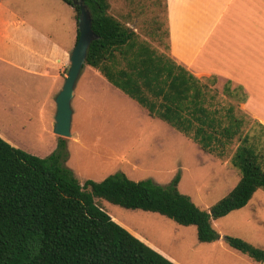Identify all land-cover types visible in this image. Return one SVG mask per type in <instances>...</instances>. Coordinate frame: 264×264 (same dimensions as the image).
Wrapping results in <instances>:
<instances>
[{
	"label": "trees",
	"instance_id": "1",
	"mask_svg": "<svg viewBox=\"0 0 264 264\" xmlns=\"http://www.w3.org/2000/svg\"><path fill=\"white\" fill-rule=\"evenodd\" d=\"M61 1L74 9L77 22L79 5ZM82 1L97 36L83 67L97 71L203 152L222 159L237 143L229 161L240 179L224 197L202 209L179 191L180 172L165 185L132 180L123 172L80 183L64 165L62 137L45 157L0 137V264H175L114 221L95 199L194 225L199 242H214L220 234L212 221L243 208L256 190H264V157L250 134L251 120L259 123L240 108L247 98L241 86L231 87L227 80L219 94L217 77H196L140 41L132 28L108 12V0ZM225 242L264 264L263 248L234 236H226Z\"/></svg>",
	"mask_w": 264,
	"mask_h": 264
},
{
	"label": "rangeland",
	"instance_id": "2",
	"mask_svg": "<svg viewBox=\"0 0 264 264\" xmlns=\"http://www.w3.org/2000/svg\"><path fill=\"white\" fill-rule=\"evenodd\" d=\"M4 3L41 26L49 27V31L60 39L68 33L70 22L72 24L67 10L70 6H63L61 0H4ZM108 3V12L132 28L140 41L169 55L164 0H108ZM58 7H63L64 11ZM71 11L74 14L73 9ZM68 67L69 62L61 72L62 85ZM20 81L21 77L16 73L0 75V82L8 88L16 89ZM225 82V79L217 78L214 87L219 94ZM81 87L79 78L71 102L73 138H63L67 153L64 165L80 182L87 179L99 182L113 173L123 172L132 180L150 179L165 185L180 172L179 191L200 208L208 209L240 179V172L229 161L237 143L231 145L225 158L219 159L200 150L174 128L150 131L151 127L139 122L140 116L132 109L135 102L130 97L125 96L132 101L130 107L106 94L103 101L98 97L93 102H86L80 99ZM19 96L0 87V125L22 144L24 151L45 157L50 153L45 152L53 143L57 144L58 139L52 133L42 132L39 124H26L22 110L17 108ZM135 105L142 110L137 103ZM250 127V134L254 135L257 148L264 157V130L252 120ZM95 200L126 229L178 264H261L229 247L225 237H240L264 249L262 189L256 190L243 208L213 220V227L220 237L209 243L198 241L194 225H179L158 213L126 209L102 198Z\"/></svg>",
	"mask_w": 264,
	"mask_h": 264
},
{
	"label": "crops",
	"instance_id": "3",
	"mask_svg": "<svg viewBox=\"0 0 264 264\" xmlns=\"http://www.w3.org/2000/svg\"><path fill=\"white\" fill-rule=\"evenodd\" d=\"M164 4L171 58L196 77L214 75L230 81L233 86H241L247 98L240 108L264 126V0H164ZM58 9L64 11L63 7ZM72 9L71 6L67 9L72 24L70 22L68 33L60 39L49 31V27L41 26L0 0V75L16 73L21 77L16 89L1 82L0 87L21 95L17 108L22 110L26 124H39L41 131L48 134H54V99L61 89L62 69L69 62L76 42L77 22ZM86 67L78 77L82 85L80 99L93 102L99 97L103 101L106 94L117 97L130 107L132 101L126 99L127 95L97 71ZM135 103L136 107L131 108L140 116L139 122L152 128L150 131L159 128L169 130L167 128L171 126L150 116L143 107L139 109ZM54 136L56 139L59 137ZM0 137L24 149L2 125ZM56 146L53 143L45 153L53 152ZM83 181L79 180L80 183ZM112 219L125 227L116 218ZM130 232L149 245L136 233ZM150 247L155 249L152 245ZM165 257L178 264L173 258Z\"/></svg>",
	"mask_w": 264,
	"mask_h": 264
},
{
	"label": "water",
	"instance_id": "4",
	"mask_svg": "<svg viewBox=\"0 0 264 264\" xmlns=\"http://www.w3.org/2000/svg\"><path fill=\"white\" fill-rule=\"evenodd\" d=\"M73 2L79 5L77 19L78 37L70 52L66 78L54 99L56 109L53 133L62 138L71 136L70 128L73 114L71 100L73 98L75 84L85 62L87 50L91 42L97 37L92 30L91 15L83 1L73 0Z\"/></svg>",
	"mask_w": 264,
	"mask_h": 264
}]
</instances>
